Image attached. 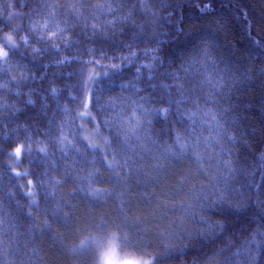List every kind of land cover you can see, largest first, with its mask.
I'll return each mask as SVG.
<instances>
[{"label": "trees", "instance_id": "obj_1", "mask_svg": "<svg viewBox=\"0 0 264 264\" xmlns=\"http://www.w3.org/2000/svg\"><path fill=\"white\" fill-rule=\"evenodd\" d=\"M105 2L0 0V37L19 25L23 30L17 40L20 36H28L30 41L27 47L21 45L15 55L10 53L7 65L0 61V67L6 68V71H0V219L5 221L0 224V237L4 239V244L0 245V259L6 253L8 264H92L91 256L77 257L70 251V246L86 232L101 235L95 225L105 219L123 220L117 212L120 208L132 218L123 227L124 232L138 237L143 245H150L143 251L149 254L146 258L157 257L156 264H216L217 261L222 262L223 257L213 254L222 248L231 246L227 253L230 255L238 249L254 247L246 242L251 240L257 229L264 232V214L252 205L242 212L227 208L210 209L206 213L210 222L221 221L224 225L223 230L211 239L197 235V229L202 225L190 226V235L179 240L167 236L161 238L160 232H166L167 224L180 215L171 209L175 201L166 200L164 195L176 183V175L170 174L160 185H149L147 189L139 186L135 179H129L128 186L118 189L116 196L95 206L78 189L111 190L114 188L109 182L112 172L103 167L99 157L95 165L85 164L79 156L63 158L59 140L61 132L72 139V134L79 131L77 125L86 128L80 136H88L102 150L105 148L103 141L109 138L103 127L96 135V124L101 117L92 107L90 94H80L81 68H84V80L91 75L97 81H106L105 71L112 75L115 83L105 90L101 103L128 97L131 93L122 91L120 85L134 79L136 68L141 63H148L143 52L157 47L151 42L153 32L159 33L155 38L163 43L160 48L162 57L175 55L181 49L187 55L196 56L193 47L202 36L211 34L216 45L213 59L220 70L225 65L229 66V79L235 78V87L221 86L223 98L211 92L213 84L219 81V75L209 63L205 76L211 82L206 85L204 95L214 96L215 103L200 101V107L211 110L209 120L212 115H216L220 123L231 120L226 130L236 138L231 156L234 165L243 168L249 178L254 177L260 183L264 177V163L260 159L264 156V75L261 74L264 71V0H147V3L107 0L116 11L101 14L96 6ZM205 5L210 10L202 14L200 9ZM73 8L76 10L74 13ZM124 16H129L126 23L121 19ZM109 20L115 21L111 29ZM46 21L49 26L44 28L42 25ZM93 24L101 31L96 34L85 31L86 26L90 29ZM32 25H36L34 31L29 30ZM60 29H63L62 33ZM181 29L183 31L178 34ZM53 32L57 35H51ZM126 45H132V51L140 54L135 65L125 64L119 59L130 55ZM34 49L39 51L34 52ZM101 52L106 53L109 59L101 60L99 65L94 64L92 61L100 59ZM201 63H204L202 58ZM113 64L121 67L113 70ZM157 71L155 80L142 79L137 87L142 88L140 96L153 101L146 107L166 108L165 101L175 97L165 96L161 89L149 87L150 84L170 83L159 75L165 71L164 68ZM142 73L147 75L143 69ZM85 103H88L95 120L73 121L72 115L83 112ZM182 107L192 109L191 103ZM221 109L225 112L223 119L220 117ZM107 115L109 113L104 114L105 118ZM150 119L154 138L160 143L172 141L174 133L166 134V130H184L175 115H170L167 120L159 116ZM204 135L207 136L208 132ZM79 143L83 145L86 141L80 139ZM19 145H23V155L18 162L20 169H15L12 154L14 147ZM86 158L91 161L92 154L86 153ZM70 166L75 168L74 182L64 180ZM147 167L149 165H145ZM188 170L182 165L178 173ZM89 172L95 173V178L81 180ZM198 179L205 184L208 182L203 176ZM240 179L246 182L243 176ZM57 181L61 183L57 184ZM29 189L35 196L29 197ZM252 199L255 200V196ZM161 204L166 206L161 207ZM165 212L168 219L162 220ZM61 214L69 216L71 223H63ZM45 220L52 227L40 235L32 225L43 226ZM136 220L141 221L142 236L134 226ZM106 234L109 233H103ZM58 239L64 242L63 248L57 245ZM256 254L255 264H264L261 251L256 250Z\"/></svg>", "mask_w": 264, "mask_h": 264}, {"label": "snow or ice", "instance_id": "obj_2", "mask_svg": "<svg viewBox=\"0 0 264 264\" xmlns=\"http://www.w3.org/2000/svg\"><path fill=\"white\" fill-rule=\"evenodd\" d=\"M140 2L147 3V0H140ZM96 7L101 14L105 11H116L107 0L104 4ZM209 10V6L205 5L200 9V12L203 14ZM72 11L74 13L75 8ZM121 19L126 23L129 16H124ZM114 23L115 21L109 20L108 27L111 29ZM42 26L47 28L49 24L46 21ZM35 27L36 25H32L29 30L34 31ZM22 30L23 28L18 25L0 37V61L4 65H7L10 53L15 55L21 45L29 46L28 36H20L17 40V36ZM85 31L96 34L101 29L93 24L90 29L86 26ZM182 31V29L178 30V34ZM60 32L62 33L63 29H60ZM51 35L55 36L57 33L53 32ZM140 35L143 33L141 32ZM158 35L159 33L153 32L151 38V42L157 47L148 48L143 52V58L148 63H141L136 68L134 79L127 84L120 85L122 91L131 93L128 97H117L101 103L104 100L105 90L115 83L112 75L109 71H105L103 76L107 77L106 81H97L91 75L87 80H84V68H81L80 94L83 95L85 92L90 94L92 107L101 117L99 123L96 124V135H99L101 127H103L108 131L109 138L103 141L105 148L102 150L98 144L92 143L88 136L81 137L80 132L86 131V128L84 125H77L79 131L72 134V139H68V136L61 132L60 151L63 158L70 159L73 156H79L85 164L95 165L99 157V162L103 167L112 172L109 182L114 185L113 189H91L90 187L78 189L86 197H89L95 206H99L105 199H112L116 196L118 189L128 186L129 179H135L139 186L147 189L149 185H160L163 178L170 174L176 175V183L164 195L166 200L175 201L171 204V209L179 212L180 215L167 224L166 232H160V237L167 236L169 239L179 240L185 235H190L188 231L190 226L202 225V228L197 229V235L211 239L218 231L223 230L224 225L221 221L210 222L206 215L210 209L227 208L242 212L248 210L249 205H252L261 214H264V177L261 178L260 183H257L254 177H248L243 168L234 165L231 156L236 146V138L229 135L226 130V125L231 124V120L226 119L224 123H220L216 115H212L209 120L208 116L211 110H204L200 107V101H204L205 104L215 103L214 96L204 95L206 85L211 82L205 76L209 63L212 70L219 75V81L213 84L211 92L219 94L223 98L222 87L229 89L235 87V78L229 79L231 75L229 66L225 65L224 69L220 70L216 60L213 59L216 52L215 37L211 34L202 36L199 43L192 49L197 53L196 56L187 55L181 49L175 55L162 57L160 48L163 47V43L155 38ZM125 47L130 55L119 57V59L125 64L135 65L140 54L132 51V45ZM33 51L38 52L39 50L34 49ZM201 58L204 63H201ZM67 59L65 58V60ZM107 59H109L107 54L101 52L100 59L92 62L99 65L101 60ZM177 60L180 61L179 64H177ZM64 62L61 61V63ZM120 67L117 64L111 65L113 70H119ZM160 68H164L165 71L159 75L170 83L150 84L149 87L153 90L159 88L165 96L175 98L165 101L168 105L166 108L146 107L145 105H151L153 101L147 96H140L142 88L137 85L142 79L155 80L158 75L157 70ZM142 69L147 73L146 76L142 73ZM0 71H6V68L0 67ZM261 74L264 75V71ZM98 75L99 73H97ZM29 102L31 103V101ZM189 103H191L192 109L182 107ZM83 107L85 110L72 115V120H95L89 110L88 103H85ZM129 112L131 115H128ZM105 113H109L106 118ZM170 115L176 116L177 122L184 130L183 132L175 129L166 130V134L174 133L172 141L171 143L168 141L160 143L157 138H154L150 117L159 116L167 120ZM220 117L222 119L225 117L223 109L220 110ZM204 132H208V135L205 136ZM80 139L86 143L81 145ZM41 151L44 152L45 149H41ZM13 153L19 162L23 155V145L14 147ZM86 153L92 154L91 161L87 160ZM108 156H111L112 159L108 160ZM260 159L264 163V156H261ZM186 161L187 164H185ZM75 163L76 161L73 159V165ZM145 165H149V167L146 169ZM182 165L188 167V172L178 173V169ZM74 173L75 168L70 166L64 180L74 182ZM17 175L21 174L17 173ZM95 176V173L89 172L88 176L82 177L81 180L90 181ZM200 176L208 181L207 184L198 179ZM241 176L246 182L241 181ZM28 182L32 183L31 180ZM56 183L60 184L61 182L57 181ZM28 195L31 198L35 196V193L29 189ZM253 196H255V200L252 199ZM121 197H124L123 193H121ZM33 203H35L34 200ZM160 206L165 207L166 205L161 204ZM117 212L123 216V220L115 222L105 219L96 224L95 228L101 233L99 238L86 241L78 248L74 247L72 253L77 257L91 256L92 264H156L157 257L146 258L149 254L143 251L150 245L145 246L138 237L124 232L123 227L127 226L132 218L123 208L117 209ZM61 215L63 223H71L69 216ZM161 219H168L166 212ZM4 222L3 219H0V224H4ZM140 223V220H136L134 226L139 229V235L142 236L144 229L140 228ZM32 227L34 231L43 235L45 230H51L52 225L48 220H45L43 226L34 223ZM156 227L159 230V225ZM104 232H108L112 239L107 240L103 235ZM53 235L60 234L53 233ZM246 243L254 245V247L238 249L237 252L229 255L227 253L231 251L230 246L214 253L215 256L223 257L222 262L217 261L216 264H255L258 258L256 250H260L261 255H264V232L257 229L251 240ZM3 244L4 239L0 237V245ZM57 245L63 248L64 242L58 239ZM0 264H8L6 253L3 259H0Z\"/></svg>", "mask_w": 264, "mask_h": 264}, {"label": "clouds", "instance_id": "obj_3", "mask_svg": "<svg viewBox=\"0 0 264 264\" xmlns=\"http://www.w3.org/2000/svg\"><path fill=\"white\" fill-rule=\"evenodd\" d=\"M95 238H99V235H97L95 232H86L84 234H82L79 239L70 246V251L72 252V249L74 247L78 248L80 247L81 245H83L86 241H89L91 239H95ZM107 240H111L112 237L108 234L106 236Z\"/></svg>", "mask_w": 264, "mask_h": 264}, {"label": "rangeland", "instance_id": "obj_4", "mask_svg": "<svg viewBox=\"0 0 264 264\" xmlns=\"http://www.w3.org/2000/svg\"><path fill=\"white\" fill-rule=\"evenodd\" d=\"M12 157L14 159V168L15 169H20V167L18 166V161H17V158L15 157L14 153L12 154ZM108 234L104 235V236H107Z\"/></svg>", "mask_w": 264, "mask_h": 264}]
</instances>
